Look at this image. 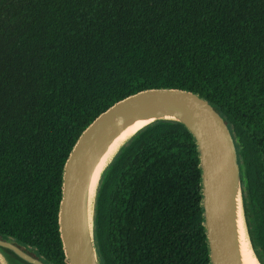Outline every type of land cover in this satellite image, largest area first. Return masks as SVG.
<instances>
[{"label": "trees", "instance_id": "obj_1", "mask_svg": "<svg viewBox=\"0 0 264 264\" xmlns=\"http://www.w3.org/2000/svg\"><path fill=\"white\" fill-rule=\"evenodd\" d=\"M191 90L237 142L264 264V0H0V236L68 264L63 169L82 132L149 88ZM188 128L156 121L108 166L94 214L102 264H211Z\"/></svg>", "mask_w": 264, "mask_h": 264}, {"label": "water", "instance_id": "obj_2", "mask_svg": "<svg viewBox=\"0 0 264 264\" xmlns=\"http://www.w3.org/2000/svg\"><path fill=\"white\" fill-rule=\"evenodd\" d=\"M140 119L149 121L135 135L159 120L181 122L191 132L200 158L202 207L210 263L242 264L236 225L238 197L250 241L251 237L240 157L229 122L220 109L200 93L170 87L145 89L117 101L90 123L73 146L63 169L59 206L60 233L68 264H102L95 240L96 198L108 166L132 137L119 148L104 170L92 207L89 200L91 177L112 141ZM251 245L254 250L252 241ZM0 255V264H50L33 249L2 236ZM255 255L259 260L256 252Z\"/></svg>", "mask_w": 264, "mask_h": 264}, {"label": "bare ground", "instance_id": "obj_3", "mask_svg": "<svg viewBox=\"0 0 264 264\" xmlns=\"http://www.w3.org/2000/svg\"><path fill=\"white\" fill-rule=\"evenodd\" d=\"M148 121L149 119H145V120L140 119V120H137L135 123L130 124L112 141L107 151L100 158L99 162L97 163V165L95 166L93 170V174H92L90 186H89V189H90L89 190V200H90L91 207L93 206V202L95 200V196H96V192H97L100 179L107 165L111 161L112 157L117 153L119 148L124 143H126L131 137H133L140 128L146 125ZM236 225H237L239 249H240L242 264H261L255 255V252L251 245V241L249 239L247 227H246L244 216H243V210H242L240 197L237 198Z\"/></svg>", "mask_w": 264, "mask_h": 264}, {"label": "rangeland", "instance_id": "obj_4", "mask_svg": "<svg viewBox=\"0 0 264 264\" xmlns=\"http://www.w3.org/2000/svg\"><path fill=\"white\" fill-rule=\"evenodd\" d=\"M6 259H7V258H6ZM6 259H5V260H6ZM6 261H7V260H6ZM8 264H10V263L8 262Z\"/></svg>", "mask_w": 264, "mask_h": 264}]
</instances>
